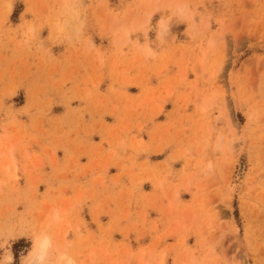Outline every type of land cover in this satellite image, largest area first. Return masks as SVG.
<instances>
[{"label": "rangeland", "instance_id": "374dc122", "mask_svg": "<svg viewBox=\"0 0 264 264\" xmlns=\"http://www.w3.org/2000/svg\"><path fill=\"white\" fill-rule=\"evenodd\" d=\"M29 258L264 264V0H0V264Z\"/></svg>", "mask_w": 264, "mask_h": 264}, {"label": "snow or ice", "instance_id": "6c2138e0", "mask_svg": "<svg viewBox=\"0 0 264 264\" xmlns=\"http://www.w3.org/2000/svg\"><path fill=\"white\" fill-rule=\"evenodd\" d=\"M163 27H164V25H163V22H162L161 23V28L163 29ZM37 251H38V249L33 252V256H35L37 254ZM4 264H11L10 259L5 261ZM19 264H33V260L31 258H29L27 260L20 261Z\"/></svg>", "mask_w": 264, "mask_h": 264}, {"label": "bare ground", "instance_id": "6f19581e", "mask_svg": "<svg viewBox=\"0 0 264 264\" xmlns=\"http://www.w3.org/2000/svg\"><path fill=\"white\" fill-rule=\"evenodd\" d=\"M48 244L46 242L40 243V246L37 247L38 251H37V258L39 257V259L42 258V256L44 255V251L46 249V246Z\"/></svg>", "mask_w": 264, "mask_h": 264}]
</instances>
